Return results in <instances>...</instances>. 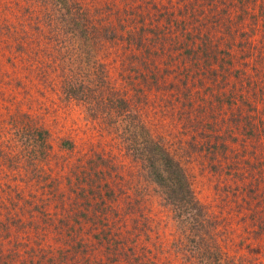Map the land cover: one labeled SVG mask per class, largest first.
Masks as SVG:
<instances>
[{
    "label": "rangeland",
    "instance_id": "1",
    "mask_svg": "<svg viewBox=\"0 0 264 264\" xmlns=\"http://www.w3.org/2000/svg\"><path fill=\"white\" fill-rule=\"evenodd\" d=\"M91 1L111 6L106 20L116 25L119 18L122 35L145 27L148 40L138 46L104 41L98 51L119 88L130 91L118 72L131 52L148 50L167 74L161 83L181 73L200 77V93L189 105L172 91L177 110L167 103L173 97L158 99L155 110L162 112L148 109L147 124L168 147L177 139L185 145L186 114H197L203 103L202 122L218 125L234 160L222 163L219 181L194 154L180 163L195 197L219 219L223 260L264 264V0ZM40 14L38 0H0V264H189L173 211L135 176L113 130L97 125L78 103L59 99L49 68L39 75L50 53L32 51L36 32L27 20ZM22 27L27 41L14 50L10 32ZM168 35L176 47L167 44ZM218 50L227 60L222 70L211 58ZM230 114L233 120L223 124Z\"/></svg>",
    "mask_w": 264,
    "mask_h": 264
},
{
    "label": "trees",
    "instance_id": "2",
    "mask_svg": "<svg viewBox=\"0 0 264 264\" xmlns=\"http://www.w3.org/2000/svg\"><path fill=\"white\" fill-rule=\"evenodd\" d=\"M38 4L41 14L34 16V19L29 16L27 20L29 27L36 32V42L31 49L34 53L40 50L44 51L45 55L50 53V61L45 62L46 66H38L37 71L41 72L39 75L44 77L45 69L49 68L53 72L55 94L59 99L78 103L85 115L97 125L113 130L125 154L135 163V176L151 183L163 202L173 211L184 240L181 251L188 263L227 264V261L223 260L217 240L221 231L219 219L211 215L195 197L189 177L180 163V157L194 154L199 162L212 166L213 174L219 181L218 172L222 163L227 159L234 160L225 135L219 133L212 122H202L199 113L204 112L203 103H197L193 111L197 114H186L187 122L184 126H188L189 136L185 145L177 139L179 144L168 147L170 145H165L163 137L151 131L147 124L148 109L153 113L162 112V108L155 110L158 99L165 101V96L173 97L168 99L167 103L174 111L177 110L174 96H181L189 105L190 98L200 93L199 87H196L202 86L200 77L195 76L192 80L187 78V74L181 73L180 77L173 79L171 76L161 83L160 78L167 74L159 71L148 50L143 55L131 52L125 56L128 59L122 61V69L118 72L124 83L129 84L130 91L128 88H119L108 76L98 51L105 44L104 41L117 40L123 45L134 42V45L138 46L142 43L141 39L148 40L144 25H138L135 32L126 30L125 35H122L117 31L118 27H123L119 18L115 19L116 25L106 20L111 10L108 3L99 5L91 0H38ZM221 11L225 12V9L221 8ZM139 12L142 19L145 15ZM182 22L183 18L175 26ZM182 25L184 27V24ZM182 27H179L180 31ZM22 30L21 33L15 29L10 32L14 50L23 48L27 41L26 31L23 27ZM153 37L155 36H151ZM164 38L167 44L176 47L174 36L168 35ZM42 42L48 46H42ZM48 47L50 51H47ZM158 48L162 52L163 48ZM190 50V47L186 49ZM223 52L225 53V50ZM222 55L220 50L211 55L212 60H216L218 70L224 69V63L227 62ZM133 58H137V64L142 67L133 65ZM152 62L153 65L150 66ZM183 69L185 67L181 69L185 72ZM218 70L212 68V72L217 73ZM172 91L178 95L173 96ZM200 99L204 100V97L200 95ZM210 112V117L213 118L214 111L213 114ZM176 114L180 115V111ZM223 118L225 124L227 119L232 121L234 115ZM206 128L212 131L209 132ZM195 131L199 134L198 138L193 137ZM94 159L105 161V158L99 155Z\"/></svg>",
    "mask_w": 264,
    "mask_h": 264
}]
</instances>
